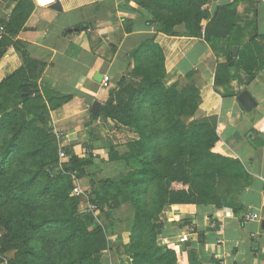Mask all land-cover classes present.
Listing matches in <instances>:
<instances>
[{
  "label": "trees",
  "instance_id": "obj_1",
  "mask_svg": "<svg viewBox=\"0 0 264 264\" xmlns=\"http://www.w3.org/2000/svg\"><path fill=\"white\" fill-rule=\"evenodd\" d=\"M238 1L210 14L208 0H126L136 14L124 19V31L137 25L204 40L216 58H226L217 61L214 78L215 91L222 94L217 87L230 83V69L242 68L246 85L256 68L249 43L243 45L245 28L235 18ZM180 25L182 32L176 30ZM0 30L7 33L0 38V74L13 54L10 44L23 59L12 74L0 75V264L10 252L6 264H102L98 254L110 247L115 231L109 212L121 201L129 204L132 215L126 242L114 244V250L129 256L131 264H178L173 249L157 244L162 209L188 204L223 207L234 201L232 182L249 180L237 159L213 150L219 140L216 116L195 117L201 99L194 71L186 74L182 88L166 86L165 55L154 37L127 54L129 70L92 119L130 127L138 139L129 142V151L122 155L109 145V162L123 163L126 173L118 182L102 178L100 190H92L90 202L108 222L91 229L92 213L79 210L74 187L80 179L94 184L93 156L65 150L66 158L59 160L58 134L49 125V108L33 79L42 64L10 39L7 24H0ZM236 44L243 47L234 57ZM54 98L59 106L70 96L54 93L47 103ZM241 208L238 203L235 211Z\"/></svg>",
  "mask_w": 264,
  "mask_h": 264
},
{
  "label": "crops",
  "instance_id": "obj_2",
  "mask_svg": "<svg viewBox=\"0 0 264 264\" xmlns=\"http://www.w3.org/2000/svg\"><path fill=\"white\" fill-rule=\"evenodd\" d=\"M125 1L59 0L62 9L57 11L40 8L34 0H0V24H7L13 33L10 39L20 42L28 56L42 64L33 79L46 100L49 125L59 136V148L74 155L93 156L94 184L80 179L78 187L85 189L82 186L89 183L92 193L93 189L100 190L102 178L118 182L125 175L122 169L102 172L100 165L111 163L109 145L118 154H125L129 142L137 140L138 135L130 127L110 119H92V115L129 70L127 54L141 41L154 37L165 55V85L182 88L187 83L186 74L194 71L201 99L195 117L216 116L219 140L213 150L237 159L249 176L247 181L232 182L236 186L234 201L226 206H165L159 215L163 227L157 244L173 249L178 264H264V0H239L236 5L235 18L245 28L243 45L249 43L256 68L254 78L246 85L243 69H230V83L217 87L223 95L215 91L214 78L217 61L225 62L224 56L216 58L210 46L196 37L168 36L137 25L125 32L124 19L136 14ZM230 2L208 0L206 6L213 14ZM206 24L202 21V26ZM176 30L182 32L184 27L177 26ZM3 36H7L4 31ZM243 45H233L232 52L237 48L234 57ZM8 49L13 54L3 65L1 77L12 74L23 62L21 52L12 44ZM104 76L109 77L108 88L101 85ZM243 90L255 101L250 111L237 101ZM54 93L70 99L59 106L56 98L47 103ZM95 102L99 106L94 113L91 108ZM86 189V193L82 191L83 200L91 194ZM238 203L242 208L235 211ZM248 213L258 218L246 219ZM114 221L111 245L98 258L102 264H131L129 256L113 247L126 242L128 225Z\"/></svg>",
  "mask_w": 264,
  "mask_h": 264
},
{
  "label": "rangeland",
  "instance_id": "obj_3",
  "mask_svg": "<svg viewBox=\"0 0 264 264\" xmlns=\"http://www.w3.org/2000/svg\"><path fill=\"white\" fill-rule=\"evenodd\" d=\"M100 166H102V172H105V170H109V171H119V169H123V163H120V162H116V163H110L108 165H103L101 164ZM59 168V167H57ZM87 180V179H85ZM88 181V180H87ZM85 189H82L78 187L77 185V182L75 183V187L74 189H77L79 191V194L76 195V193H74L76 196L79 197V210H82V211H86V212H90L88 211L87 209L91 208L93 206V204L90 202V197L92 195L91 191L89 190L91 187H90V184H86L84 186ZM88 188V192L90 191V196H87L85 198V200H83L81 197H82V194L83 192L86 193L87 192V189ZM83 191V192H82ZM120 201L123 200V197L119 199ZM123 203H121L119 205V208L116 210V211H113V213L109 212L110 216L112 219L114 220H120L121 222H124L125 224H129L130 222V218H131V215H132V211H131V207L129 206L128 203L124 202V201H121ZM106 210H108V207L106 205ZM92 213V216H93V219L89 222V227L91 229H94L95 228V224L94 222L95 221H99V222H104L105 219V215L101 212H99L97 210L96 207H94V210ZM12 254L13 253H7L4 256V263L12 257ZM6 264V263H5Z\"/></svg>",
  "mask_w": 264,
  "mask_h": 264
},
{
  "label": "built area",
  "instance_id": "obj_4",
  "mask_svg": "<svg viewBox=\"0 0 264 264\" xmlns=\"http://www.w3.org/2000/svg\"><path fill=\"white\" fill-rule=\"evenodd\" d=\"M55 2H56V0H34V3L36 4V6H38L40 8H47V7L51 6V5H53ZM2 31L3 30H0V38H1ZM101 85L104 88H108L109 87V77L108 76H104L103 77ZM58 157H59L60 161L66 158V155H65L64 151H62L61 149H59V151H58ZM74 193H76V195H78L79 191L77 189H74ZM94 207L95 206L93 205L91 208H89L87 210L90 211V212H93ZM256 218H258V215L255 214V213L246 214V219H256ZM219 229L222 230L221 227Z\"/></svg>",
  "mask_w": 264,
  "mask_h": 264
},
{
  "label": "water",
  "instance_id": "obj_5",
  "mask_svg": "<svg viewBox=\"0 0 264 264\" xmlns=\"http://www.w3.org/2000/svg\"><path fill=\"white\" fill-rule=\"evenodd\" d=\"M49 8H52L53 10H57V11H60L62 9L60 6L59 0H56V2L53 5L49 6ZM236 51H237V48L235 47L233 49V53L235 54ZM237 101L246 111H250L255 105V101L253 100V98L251 97V95L249 94L247 90H243L242 92L238 94ZM98 106L99 104L95 102L91 108V112L95 113L98 109ZM263 225H264V221H263Z\"/></svg>",
  "mask_w": 264,
  "mask_h": 264
}]
</instances>
